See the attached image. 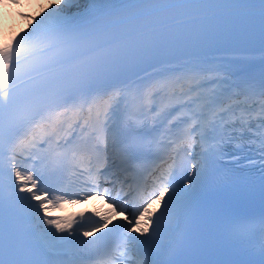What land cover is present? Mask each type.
Masks as SVG:
<instances>
[{
  "label": "snow or ice",
  "instance_id": "snow-or-ice-1",
  "mask_svg": "<svg viewBox=\"0 0 264 264\" xmlns=\"http://www.w3.org/2000/svg\"><path fill=\"white\" fill-rule=\"evenodd\" d=\"M30 20L0 19V264H264V211L205 234L199 203H264V77L233 79L248 58L216 55L257 21L264 39V0H50ZM229 155L259 164L258 189ZM68 196L130 213L111 252L94 246L108 217L79 240L49 215ZM207 250L235 258H188Z\"/></svg>",
  "mask_w": 264,
  "mask_h": 264
},
{
  "label": "bare ground",
  "instance_id": "bare-ground-1",
  "mask_svg": "<svg viewBox=\"0 0 264 264\" xmlns=\"http://www.w3.org/2000/svg\"><path fill=\"white\" fill-rule=\"evenodd\" d=\"M13 0H0V9H7L10 6V3H12ZM50 2V0H47V2L43 3L40 8H36L33 9L32 11L29 12V16L28 19L23 20L17 24H15L13 27H11L9 29L10 33L14 32V31H18L19 29L23 28H29L30 24L33 22L30 20V17L32 15H39L42 14V10L47 8L48 3ZM54 2V1H53ZM228 56H232V57H244V56H236V55H228ZM248 58V63L245 64H233L230 66V68L228 69L231 72L234 73H238L240 74V70L243 69L245 72H251V70L254 68V66H256L257 64H259L261 61L264 60V50H262V52L258 55L255 56H246ZM233 79H235V76H233ZM73 199H77L75 196H73ZM78 203L80 202V199L78 198ZM89 201H93L94 203H97L100 206V209L102 210V212L106 215V217H110L112 214V209L111 207H107L102 205L99 201L96 200L95 197H91L88 200H83L82 202H89ZM48 213L50 216L54 217L55 213L53 212V210L49 207L48 208ZM43 214V213H42ZM120 214V213H119ZM125 214H130V213H125ZM117 215V214H114ZM123 215V214H122Z\"/></svg>",
  "mask_w": 264,
  "mask_h": 264
},
{
  "label": "rangeland",
  "instance_id": "rangeland-1",
  "mask_svg": "<svg viewBox=\"0 0 264 264\" xmlns=\"http://www.w3.org/2000/svg\"><path fill=\"white\" fill-rule=\"evenodd\" d=\"M45 2H47V0H39V1H37L35 7L31 6L30 4L25 5L22 2L16 3L14 6H17L21 10L19 13L20 16L19 17L14 16V18L7 16L8 13L12 11V8H14V6L12 7V5H11V7L9 9L0 10V19L7 21V27H8V29H10L15 24H17L23 20L28 19L29 12L32 11L33 9L40 8V6Z\"/></svg>",
  "mask_w": 264,
  "mask_h": 264
}]
</instances>
